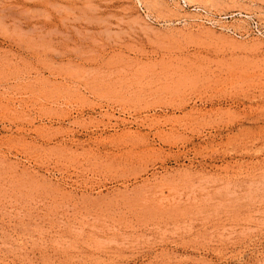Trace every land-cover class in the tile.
<instances>
[{"label": "rangeland", "instance_id": "1", "mask_svg": "<svg viewBox=\"0 0 264 264\" xmlns=\"http://www.w3.org/2000/svg\"><path fill=\"white\" fill-rule=\"evenodd\" d=\"M0 264H264V0H0Z\"/></svg>", "mask_w": 264, "mask_h": 264}, {"label": "bare ground", "instance_id": "2", "mask_svg": "<svg viewBox=\"0 0 264 264\" xmlns=\"http://www.w3.org/2000/svg\"><path fill=\"white\" fill-rule=\"evenodd\" d=\"M231 29V28H230Z\"/></svg>", "mask_w": 264, "mask_h": 264}]
</instances>
